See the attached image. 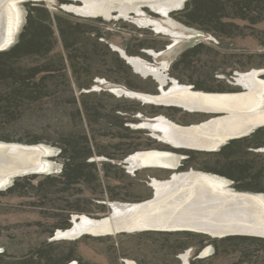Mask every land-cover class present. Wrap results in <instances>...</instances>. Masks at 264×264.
Segmentation results:
<instances>
[{"label": "trees", "instance_id": "1", "mask_svg": "<svg viewBox=\"0 0 264 264\" xmlns=\"http://www.w3.org/2000/svg\"><path fill=\"white\" fill-rule=\"evenodd\" d=\"M177 13H182V16L177 17L183 19L187 25L218 38L245 35L259 40L257 36H253V31L256 29L255 25L264 22V0H187L183 9L174 14ZM238 20L243 21V24L240 25ZM244 28L250 29L251 32L242 33L241 29ZM260 31L264 33V28ZM105 36L104 32L96 29L82 28L70 14L51 12L45 6L36 3L27 11L16 41L8 48L0 50V131H5L3 129H6V126H10L12 131L21 130L19 124L21 122L26 124V121L39 123L40 129L33 138L13 139L0 135V141L50 144L58 149L57 158L61 161L58 174L17 175L10 185L0 188V198L22 199L30 203L34 209L38 207L39 211L33 210L32 213L54 220L51 229L46 233L49 236L54 235L56 229L69 228L75 214L100 218L110 212L108 203L111 201L140 202L152 195V190L134 198L122 194L128 193L129 188H134L136 184L143 186L144 183L135 181L136 174L130 176L121 164L117 163L129 154L142 150L139 142L134 143V140L138 139L135 134L139 133V130H131L127 122L130 115L139 113L143 107L138 103L129 106L107 105L102 102L103 98L109 96L116 100L112 94L89 89L96 77H103L109 82L133 90L142 89L133 83L134 79L136 81L152 79L153 86L148 89L151 93L158 92V85L152 77L151 79L149 76L143 77L135 72L132 66L104 41ZM139 45L143 47L146 43L142 42ZM199 46L200 43H197L192 49ZM185 54L180 55L169 72L179 82L190 84L196 90L209 92H221L230 88L218 84H202L198 78L175 71L177 64L186 68L190 65L184 58ZM212 75L219 79L216 74ZM117 100L125 101L120 97ZM150 107L153 110L148 113L143 110L144 113L153 116L163 114L180 124L197 120L195 118L197 114L193 112H188L190 115L194 114L193 118L183 122L164 111L182 109L177 106L154 104ZM244 140H250L249 147L264 145V126L257 128L251 136L230 140L227 146L232 147L231 144L234 142ZM103 144L112 152L102 149ZM146 148L148 146L143 147L144 150ZM162 149L172 150L168 145ZM178 151L186 155L179 167L180 171L198 167L192 161L197 160L199 154L216 153L215 151L204 153L205 150L195 149ZM96 153L116 161L113 164L104 161L101 164L102 169L99 170L95 160L91 159ZM238 157L250 167H246L247 175L237 179L243 177L242 180L249 179L248 184L254 181L257 185L258 173L264 170V166L254 167L252 158L240 155ZM239 158L237 161H240ZM115 167L119 168L121 175L117 174ZM143 171L151 173L166 171L168 176L171 173V170L160 167H144ZM236 189L264 191V188L247 186ZM79 201L96 203L94 205L97 206V210L87 208ZM145 234L173 237L175 241L170 245L171 255L193 244L191 241L195 237H203L201 242H208L215 247L212 255L207 257L208 264H214L216 258H224L230 254H236L237 258L228 264H255L256 257L264 256V237L260 236L227 235L218 238L188 230H145L140 233ZM11 237V234H7L5 240L11 241ZM46 238L32 244L27 242L25 251L20 248L18 252L9 251L12 248L11 243L10 246L8 242L6 245L1 243L5 249L0 252V264H66L72 260L81 262L75 239L47 241ZM194 261L191 264H195ZM138 262L141 264V261ZM173 263L178 264V259Z\"/></svg>", "mask_w": 264, "mask_h": 264}, {"label": "rangeland", "instance_id": "2", "mask_svg": "<svg viewBox=\"0 0 264 264\" xmlns=\"http://www.w3.org/2000/svg\"><path fill=\"white\" fill-rule=\"evenodd\" d=\"M9 1L11 2V4H13V7L18 10L17 22H16L15 33L13 38L5 47H3V49L8 48L16 41L17 35L25 21L27 11L33 4L35 5L37 3L45 6L51 12H61L63 14H70L74 16V19L77 21V23L80 24L81 27L86 30L96 29L98 31L104 32L106 34L104 41L107 42L108 45L113 50H116L119 54L123 51L127 55L139 57L144 61H146L147 63L154 65L155 67H163L165 63L166 67L165 69H163L164 73L166 74L165 77L168 76L176 79L169 72L173 68V64L180 57V55L186 53L184 58L187 60L188 62L187 64L190 63V65L186 68L184 65L177 64L175 67V71L182 72L183 74L189 77L198 78V80H200L202 84H206V85L218 84V86L224 88L230 87L227 88L228 90L226 91H235L240 89L242 90L245 87L247 88V86L244 85V83H242L241 81H238L240 73H247L252 71H256L257 78L264 80V33L260 31L264 28V22L255 25L256 29H254L253 31V36L254 35L257 36L260 41L252 36H245V35L239 37L235 36L231 38L228 37L218 38L210 33H206L201 30L195 29L184 23L183 19L180 20V18L177 17L179 15L182 16V13L174 14L178 11L180 12L183 9L187 0H183V1L181 0L182 2L180 5L168 7L164 11L158 9L157 8L158 6L155 5L156 6L155 7L152 4H150L149 1L142 2L140 0H136L137 2L134 0H130L129 2H131L132 4L131 5L126 4V6L123 5V7H116V5L113 4L105 8H103V6L100 7L98 0H16V1L0 0V26H1L0 37L1 34H3L2 32L3 28L4 27L6 28L7 18L6 19L5 17L3 18V15L5 14L4 13L6 10L5 7ZM162 1H167V0H162ZM158 2L160 3L161 0H159ZM88 7L89 8L99 7L101 9L95 11H91L93 9H90L89 12L82 11ZM7 10L9 11L8 8ZM168 10H170V12H168ZM167 12L168 14L165 15V13ZM148 19L151 20V22L148 23L147 22ZM142 20L144 21L146 20V21L143 22ZM156 21L161 23L160 26L165 27L167 30L165 31L157 30L156 27L159 24ZM237 22L240 25L243 24V21L238 20ZM241 30L242 33L244 34L247 32H251V30L248 28H244ZM179 31L183 33L182 36ZM142 42L146 43V45L143 47L139 45ZM197 43H200L199 48L192 49V47H194V45ZM128 51L129 52L131 51V53H129ZM137 73L140 74L143 72L139 71ZM213 73L216 74V76H219V79L217 77H213L212 75ZM147 76H149L150 79L151 77L154 79V76H152L151 74H147L143 77H147ZM140 78L144 79L142 77ZM214 79H218V81ZM166 82L168 85L171 84L170 81H166ZM133 83H135L137 86L141 87L142 89L140 90L129 89L124 85L109 82L103 77H96L94 84L89 90H94L96 92L104 91L112 94L116 98V100L113 99V97L110 98L109 96L103 98L102 102L107 105L123 104L129 106L130 104L137 105L138 103L139 106H142L143 110H145L147 113L148 111L153 110V108L150 107L151 105L155 104L153 102L144 101L136 96L128 95L125 92L119 93L114 91V89L117 88V89H124L127 91L152 94L151 92L148 91V89H151L153 86L152 79L149 81H136L134 79ZM179 83L184 84L182 82ZM118 97L124 99L125 101L117 100ZM261 98H262L261 106L264 107V94L261 96ZM143 110L139 111V113H134L133 115H130L129 116L130 119L127 122L131 130H135V131L139 130V133L135 134L138 139L134 140V143L139 142L140 146L142 147V150H138V151L162 149V147H164L168 141L173 142L170 139L163 136L162 130L151 128L150 126H145V124L143 123L144 122L154 123L153 121L156 119L157 116H163L164 119L166 118L167 120L172 121L176 124L178 123L170 119L166 115L159 114L153 116L144 113ZM164 111L170 113L172 116H174L177 119H181L183 122L190 121V119L193 118L194 116V114L190 115V113H188L189 111L184 109L183 110L164 109ZM193 113L197 114L198 112H193ZM212 115L213 114L211 115L206 114V116L202 117L201 119L198 117V115H196L195 118L197 120H193L187 124H179V125L199 123L208 119V117ZM38 127H39V123L37 122L30 123L26 121V124L25 122L24 123L21 122L19 124V128H21V130L12 131L10 130L11 128L10 126H6V129H3L5 131H0V135L3 137L7 136L13 139L33 138L38 134L40 130ZM254 131L245 134L243 136L236 137L234 139L251 136V134ZM146 140H149V142H146ZM250 140L249 141L244 140V142L243 141L234 142L233 144H231L232 147L229 146L226 149L222 150V153L219 155H216V153L208 155L205 153L208 151L205 150L203 151L205 154H199L197 160L195 159V161H192L193 164L198 165V167L194 166L192 168H187L181 170L180 173L187 172L193 169L195 171H201L207 174H211L226 179V176L224 177L218 173L207 172L206 170L200 169L199 165L201 166L203 164V165L211 166L212 163L218 161L219 165L221 166V163L219 161H221L222 159H224L225 162H228L229 160L233 161L234 159L236 160L239 158L238 155L247 156L248 159L249 158H253L256 160L259 159L258 161L261 162L262 161L261 157H264V150H262L264 149V145L258 146V148L252 146L249 147ZM0 143L34 145L20 141L4 142V140H1ZM38 144L46 147L47 152L41 155V159L46 160L48 162V165L46 166L45 171L36 172V173H40L41 175L48 173L52 175L58 174L61 168V161L57 158L58 149L50 144H46V143H38ZM145 146H148V148L144 150L143 147L145 148ZM223 146L221 147L220 145L218 150H221ZM102 149L111 151L109 148L107 147L105 148L104 144L102 146ZM210 152H214V151H210ZM249 152L258 153V154L260 153L259 154L260 156L258 155L252 156L251 153ZM131 154H129L127 157H129ZM91 159L95 160L99 170L102 169L101 164L104 161H110L112 162V164L113 162L116 161L110 159L105 155H100L97 153L93 154ZM239 160H240L239 162L243 163L247 167V163L245 161H242L241 157L239 158ZM117 163L121 164V167H123L124 171L128 172L130 176L132 174H136L135 181L140 183L142 181L144 183L143 186L142 185L138 186L139 185L138 183L134 188H129L128 193L123 192L122 194H124L125 196L127 195L134 198L139 195L148 193L149 190H152L153 192V188L149 186L150 179L147 177V175H150L151 177L157 178L159 180L169 179L168 172L166 171H152V173L151 171L150 172L143 171V168L145 166L139 164L140 166L137 165L136 166L137 168L135 167L136 169H138L135 172L136 169L132 170L128 162H123L122 160V161H117ZM235 163H237V160L235 161ZM235 166L236 167L240 166V163H237ZM151 168H159V167H151ZM115 171H117L118 175H121L119 168L115 167ZM0 172H2L1 168H0ZM26 174H30V173H26ZM26 174H20L18 176H22ZM18 176L10 177L4 185L0 186V188L10 185L13 179H15ZM225 187L231 188L232 184L229 185L228 181H226ZM234 190L246 191V190H238V189H234ZM258 193H264V191H259ZM79 203L92 210H95L97 208V206L94 205L96 203L90 204L88 202H80V201ZM129 203H135V202H129ZM33 210H35L36 212L39 211L38 207H35L34 209V207L30 203H27V201H23L22 199L8 200V199L0 198V252L5 249L4 245L1 243H5L6 245L7 244L6 242H8V244L9 243L12 244V248H10L9 251L14 250L15 252H18L20 248H22L21 250L25 251L27 242L31 244L36 243L45 237H47L46 238L47 241H52V240L72 241V239L70 238L55 237L54 235L56 234L57 229L54 231V235L52 236L47 235L46 233L51 229L50 227L51 224H53L54 220L52 221L49 219H45L43 216L39 214L32 213ZM78 215L81 216L86 215L90 218L99 219L96 218V216L93 217L87 214H78ZM72 224L73 222L71 223L70 227L72 226ZM143 231H133V232L122 231L114 234L98 235V236L92 235L90 233H83L78 238H74L75 245L77 247V252L79 257L81 258L82 263L79 262L78 260H74V261H76L78 264H131V262L128 260H132L133 262H135V264H139L138 261H141L140 262L141 264H174L173 261H175V259H178V264H183L184 256H185L188 264H191L193 260H195L194 261L195 264H208L209 259L207 257L211 256L215 250L214 245H211L208 242L207 243L201 242V239L203 237L200 238V236H198L191 241V243L193 244H191L190 246L189 245L186 246V248L178 251L177 254L171 255L170 245L175 241L173 237H166L165 235H159V234L140 235V233H142ZM156 231H170V230H156ZM7 234H11L12 236L11 241L5 240ZM181 242L183 243V241ZM205 250L206 251L208 250L209 253L204 254V256H200V253ZM235 258H237L236 254L234 255L230 254L228 256H225L224 258L222 257L216 258L217 260H214V264H228L230 261H232ZM165 260L166 262H164ZM126 261L128 263H126ZM254 263L255 264L264 263V256L256 257Z\"/></svg>", "mask_w": 264, "mask_h": 264}, {"label": "bare ground", "instance_id": "3", "mask_svg": "<svg viewBox=\"0 0 264 264\" xmlns=\"http://www.w3.org/2000/svg\"><path fill=\"white\" fill-rule=\"evenodd\" d=\"M129 1L98 0V3L103 8L113 4L116 7H123L126 4L131 5ZM140 1H149L150 4L164 11L168 7L180 5L183 0H161L160 3L159 0ZM5 9L3 18H7V23L0 37V48L5 47L13 38L17 22L18 10L10 1ZM90 9L95 11L101 8L88 7L82 11L89 12ZM147 22L151 20L148 19ZM157 23L159 24L156 27L157 30H167L160 26L161 23ZM180 33L182 36L183 33ZM123 53L134 70H137L136 72H147L160 80L165 78L166 74L163 70L166 67L165 63L163 67H155L139 57ZM238 81L252 88L203 92L189 89L186 86L188 84L173 81L168 90L156 96L117 88L114 91L125 92L155 104H174L189 112L213 114L205 121L188 125L176 124L164 119L163 116H157L154 123H143L145 126L162 130L163 136L173 141L167 142L169 146L213 151L221 143L243 136L252 129L264 125V107L259 105L260 93L264 92V81L256 77V71L240 73ZM46 152V147L40 144L0 143V168L2 169L0 186L4 185L10 177L45 171L48 162L42 160L41 155ZM173 156L175 154L167 149L136 151L126 157L125 162L129 163L132 170H135L139 164L145 167L170 168L175 163ZM149 185L154 191L149 199L127 204L111 201L109 202L111 215L99 219L86 215H73L72 226L64 230L58 229L55 237L74 239L83 233L98 236L122 231L186 229L214 237L240 234L264 237V193L240 192L226 188L225 181L222 179L193 169L175 173L172 178L166 180L151 177ZM207 253H209L208 250H205L200 253V256ZM66 264L78 263L73 260ZM131 264L135 263L131 261ZM183 264H188L185 256Z\"/></svg>", "mask_w": 264, "mask_h": 264}, {"label": "flooded vegetation", "instance_id": "4", "mask_svg": "<svg viewBox=\"0 0 264 264\" xmlns=\"http://www.w3.org/2000/svg\"><path fill=\"white\" fill-rule=\"evenodd\" d=\"M259 80H262V79H259ZM262 81H264V80H262ZM247 88H252V87L247 86ZM263 94H264V92L261 91L260 95L262 96ZM261 103H262V98L260 97V99H259V105L260 106H261ZM197 115H198V117L200 119L202 117H205L206 116V114L205 113H202V112H198ZM223 143H225V142H223ZM223 143H221V145ZM227 147H228L227 144H225L223 146V148H221V150H218L217 152L215 151L216 152V155L221 154L222 153V150L226 149ZM252 156H255V155H252ZM258 156H260V155H258ZM236 160L234 159L233 161L232 160H229L228 162H225L224 159H222L221 161H219L221 163V166L219 165L218 161H215L214 163H212L211 166H207V165H203L202 164L203 166L201 165L199 167H200V169L206 170L207 172L218 173V174H220L222 176L229 177L231 179V182L229 181L228 184L229 185L232 184V187L231 188H234V189H236V188H243L244 186L245 187L247 186L248 188H264V170H262V171H260L258 173V179H257L258 184L257 185L254 184V181L252 182V184H248L249 179L244 178L243 181H241L242 179H237L240 176L247 175V174H246V166L243 163L237 161V163H240V166H238V167L235 166L237 164V163H235ZM258 160L259 159L256 160V159H253L252 158V161H253V164L252 165L254 167L255 166H264V163L262 162V161H264V159L261 157V160L262 161L259 162ZM182 161H183V159H182ZM182 161H181V165H182ZM231 161H232V163H231ZM247 167H250V165H247ZM218 178H220V177H218ZM220 179H222L223 181H225V185H226V180L223 179V178H220ZM128 261L131 262L132 260H128ZM126 263H128V262L126 261Z\"/></svg>", "mask_w": 264, "mask_h": 264}, {"label": "water", "instance_id": "5", "mask_svg": "<svg viewBox=\"0 0 264 264\" xmlns=\"http://www.w3.org/2000/svg\"><path fill=\"white\" fill-rule=\"evenodd\" d=\"M168 12H170V11H168ZM167 14V13H166ZM1 49H3V48H0V50ZM115 49V48H114ZM120 55L125 59V61L128 63V64H130V62H128V60L126 59V57H125V55H124V53L122 52V53H120ZM131 65V64H130ZM132 66V65H131ZM144 73V74H143ZM143 73H140L141 75H143V76H145V75H147V74H150V73H145V72H143ZM152 75V74H151ZM154 76V75H153ZM154 79H155V76H154ZM157 82H158V87H157V89H158V92L157 93H152V94H148V93H142V92H134V91H132L133 93H139V94H147V95H152V96H156V95H159V94H162L163 92H165L166 90H168V88L170 87V85H168L167 84V82L166 81H170L171 83H173V81H176V83L178 82V80L177 79H174V78H171V77H168V76H166L163 80H160V79H155ZM189 89H192V90H196V89H194V87L192 86V85H190V84H188V85H186ZM203 92H206V91H203ZM158 105H164V104H162V103H157ZM167 106H176V105H174V104H167ZM178 124H180V123H178ZM256 129V128H255ZM255 129H252V131H254ZM251 131V132H252ZM250 133V132H249ZM248 134V133H247ZM240 137V136H239ZM232 139V138H231ZM167 145V144H166ZM169 146V145H168ZM171 148H172V150L171 149H167V150H170V152L171 153H173V154H175V156H173L174 157V159H175V163H174V165L172 166V167H170V168H167V169H169V170H171V173H170V175H169V178H172L173 177V175L175 174V173H179V172H181V171H179V167H180V165H181V159H183L184 158V154H182V153H180L178 150L179 149H185L184 147H177V146H170ZM125 159L126 158H124V160H123V162H125ZM136 169V168H135ZM192 170V169H191ZM149 179H151V177L149 178ZM231 189H233V188H231ZM240 192H251V191H240ZM153 194H154V191L152 192ZM251 193H257V192H251ZM115 202V201H114ZM117 203H121V204H127V203H129V202H126V203H124V202H119V201H116ZM109 204V207H110V203H108ZM111 215V211L108 213V215L107 216H110ZM75 216H77V215H75ZM106 216V217H107ZM73 219H74V216L72 217V222H73ZM187 230V229H186ZM188 231H190V230H188ZM240 235H242V234H240ZM55 236V235H54ZM224 236H227V235H224ZM255 236V235H254ZM212 237H214V236H212ZM220 237H223V236H220Z\"/></svg>", "mask_w": 264, "mask_h": 264}, {"label": "crops", "instance_id": "6", "mask_svg": "<svg viewBox=\"0 0 264 264\" xmlns=\"http://www.w3.org/2000/svg\"><path fill=\"white\" fill-rule=\"evenodd\" d=\"M234 138H232V139H229V140H227L225 143H223L222 145H221V147L223 146V145H225V144H227L230 140H233ZM256 148H258V147H256ZM256 148H253V149H256ZM260 148V147H259ZM218 149H219V147H218ZM218 149H216V150H213V151H217ZM262 150H264V149H262ZM260 151V150H259ZM225 177V176H224ZM218 178V177H217ZM226 181H231V179L229 178V177H226V179H225Z\"/></svg>", "mask_w": 264, "mask_h": 264}]
</instances>
